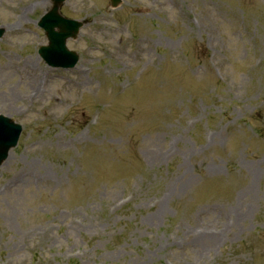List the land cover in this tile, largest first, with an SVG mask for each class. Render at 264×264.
Returning a JSON list of instances; mask_svg holds the SVG:
<instances>
[{
  "label": "rangeland",
  "instance_id": "rangeland-1",
  "mask_svg": "<svg viewBox=\"0 0 264 264\" xmlns=\"http://www.w3.org/2000/svg\"><path fill=\"white\" fill-rule=\"evenodd\" d=\"M49 8L0 0V264H264V0H66L75 74Z\"/></svg>",
  "mask_w": 264,
  "mask_h": 264
},
{
  "label": "water",
  "instance_id": "water-1",
  "mask_svg": "<svg viewBox=\"0 0 264 264\" xmlns=\"http://www.w3.org/2000/svg\"><path fill=\"white\" fill-rule=\"evenodd\" d=\"M54 7L51 10L50 14L44 18L45 29L48 32L47 36L50 40V48H56V53L65 54V51L62 47V43L65 38L69 36L72 32H75L76 28L79 26L77 23L72 25V28L69 30L64 29L62 26V20L57 15V8L62 2V0H53ZM54 27L59 28V32L56 33L53 31ZM68 31V33H66ZM20 127L12 125L7 119H0V162L5 158L7 149L13 145L15 142Z\"/></svg>",
  "mask_w": 264,
  "mask_h": 264
},
{
  "label": "bare ground",
  "instance_id": "bare-ground-1",
  "mask_svg": "<svg viewBox=\"0 0 264 264\" xmlns=\"http://www.w3.org/2000/svg\"><path fill=\"white\" fill-rule=\"evenodd\" d=\"M220 240L219 236L215 237H199L195 239L193 242H196L194 249L198 251L200 255L209 253L213 246H215L216 242ZM219 243V241H218Z\"/></svg>",
  "mask_w": 264,
  "mask_h": 264
}]
</instances>
